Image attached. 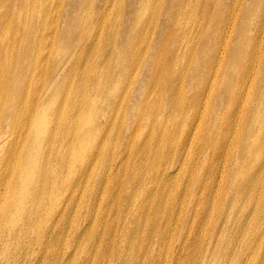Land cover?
<instances>
[{"label": "bare ground", "instance_id": "6f19581e", "mask_svg": "<svg viewBox=\"0 0 264 264\" xmlns=\"http://www.w3.org/2000/svg\"><path fill=\"white\" fill-rule=\"evenodd\" d=\"M0 264H264V0H0Z\"/></svg>", "mask_w": 264, "mask_h": 264}, {"label": "rangeland", "instance_id": "374dc122", "mask_svg": "<svg viewBox=\"0 0 264 264\" xmlns=\"http://www.w3.org/2000/svg\"><path fill=\"white\" fill-rule=\"evenodd\" d=\"M177 247V246H176Z\"/></svg>", "mask_w": 264, "mask_h": 264}]
</instances>
